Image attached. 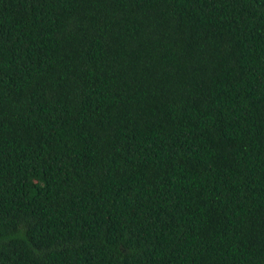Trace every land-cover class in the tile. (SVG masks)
<instances>
[{"label": "trees", "instance_id": "trees-1", "mask_svg": "<svg viewBox=\"0 0 264 264\" xmlns=\"http://www.w3.org/2000/svg\"><path fill=\"white\" fill-rule=\"evenodd\" d=\"M0 264H264V0H0Z\"/></svg>", "mask_w": 264, "mask_h": 264}]
</instances>
